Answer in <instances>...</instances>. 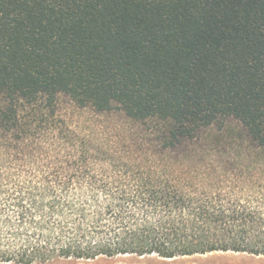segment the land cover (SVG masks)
I'll use <instances>...</instances> for the list:
<instances>
[{"label": "trees", "instance_id": "obj_1", "mask_svg": "<svg viewBox=\"0 0 264 264\" xmlns=\"http://www.w3.org/2000/svg\"><path fill=\"white\" fill-rule=\"evenodd\" d=\"M258 151L264 0H0V264L264 257Z\"/></svg>", "mask_w": 264, "mask_h": 264}, {"label": "rangeland", "instance_id": "obj_2", "mask_svg": "<svg viewBox=\"0 0 264 264\" xmlns=\"http://www.w3.org/2000/svg\"><path fill=\"white\" fill-rule=\"evenodd\" d=\"M58 109L61 111V120L68 126L78 129L80 133H83L88 129L89 125L97 124L99 121L95 119L90 112H81L74 109V106L66 97H61L58 102ZM65 114H68L65 117ZM96 117V116H95ZM100 119V117H97ZM125 122L123 119H118ZM100 123V122H99ZM39 126H45L43 124H37ZM203 138L210 142H218L220 145L228 147V151L233 154L239 151L241 144L245 145L246 136L241 125L233 120L228 119L225 121L222 128L212 127L208 128L203 135ZM259 154H263L264 151H258ZM11 169V171H24L30 172L32 167L8 165L5 162L0 163V169ZM96 264H264V257L255 256L247 253L236 252H212L205 255H196L191 257L177 258L171 261L158 260L155 257H118L115 259H101L95 262Z\"/></svg>", "mask_w": 264, "mask_h": 264}, {"label": "water", "instance_id": "obj_3", "mask_svg": "<svg viewBox=\"0 0 264 264\" xmlns=\"http://www.w3.org/2000/svg\"><path fill=\"white\" fill-rule=\"evenodd\" d=\"M167 261H171V260H167Z\"/></svg>", "mask_w": 264, "mask_h": 264}]
</instances>
